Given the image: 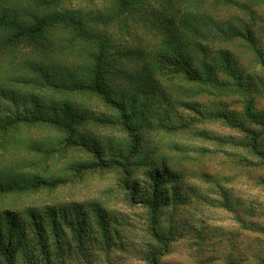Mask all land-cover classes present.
Instances as JSON below:
<instances>
[{"label":"rangeland","instance_id":"obj_1","mask_svg":"<svg viewBox=\"0 0 264 264\" xmlns=\"http://www.w3.org/2000/svg\"><path fill=\"white\" fill-rule=\"evenodd\" d=\"M119 4L0 0V16L21 24H0V87L23 89L35 62L91 79L104 53L106 89L116 100L46 89L47 99L72 100L89 119L71 131L30 123L0 130V184L14 178L25 185L0 192V214L46 206L82 213L81 227L64 226L58 246L53 240L41 255L30 235L11 263L264 264V159L255 153L264 152V130L245 115L252 102L264 121V0H132L125 10ZM40 18L57 22L36 39L9 42ZM120 90L127 96H117ZM11 110L5 105L0 116ZM119 164L138 167L135 193L112 172L123 171ZM87 166L97 172H85ZM147 169L162 174L157 213L140 204L154 190ZM91 203L108 211L105 230Z\"/></svg>","mask_w":264,"mask_h":264},{"label":"trees","instance_id":"obj_2","mask_svg":"<svg viewBox=\"0 0 264 264\" xmlns=\"http://www.w3.org/2000/svg\"><path fill=\"white\" fill-rule=\"evenodd\" d=\"M131 1L132 0H120V9H127ZM61 21L65 20L61 19ZM56 22L57 20H55V18H40V20L33 25L34 27L31 26L33 28H25L24 31L19 30L10 38L9 42H14L21 38L36 39L45 27ZM68 22L72 26L75 25L79 27L78 30L80 33L84 32L82 28L83 24L80 20L69 18ZM0 24L2 26H21L18 21L9 20L7 14L0 16ZM104 55V53H101V56L97 58V63L95 64L91 79L87 76H81L70 72L71 70H69V68L54 65L50 66L35 62L28 66V74H23L22 83L25 85L23 89L17 85L15 87H9L2 83L0 87V110L7 102L21 105L33 104L34 107L27 108L13 106L9 113L5 114L3 117L0 116V130L19 123H30L56 127L59 126L63 130L71 131L74 124L89 119V112L81 109L79 106H74L72 100L62 99V102H60L55 99H47L45 94H42L46 89L55 92L60 89V92L65 91L72 93L76 91H89L93 94L104 97L105 100L107 98L108 101L114 103L116 101L115 98L110 96L112 92L106 89L108 83L105 79L104 73L106 67ZM180 57L181 65L184 68L188 67L189 63L187 62V59L184 56ZM148 75H150V73H148ZM188 76L191 77L193 74L188 73ZM17 79H19L17 80L19 82L20 77ZM189 79L191 80V78ZM28 89H30L31 92H29ZM119 95L122 97L127 96V92L120 90L117 96ZM123 103L122 100L120 104L117 105H123ZM245 115L253 124L262 127L264 130V121L254 112L252 102L248 105ZM122 120L128 122L125 110ZM79 138L89 139L87 135H82ZM255 151L259 158L264 159V152H260L256 148ZM104 166L111 167V165ZM119 166L123 168V171H112L119 176V184H123L127 190L133 189V193H135V189L138 188L142 182L139 183L138 179L131 178V176L138 173V167L133 168L129 166L131 168V170H129L128 165H117V167ZM83 168L87 173L97 172L93 170L94 167L90 168L87 166ZM161 175L162 174L153 172L150 169L143 171V176L152 182V189L154 190L153 192L147 190L145 197L144 195L142 196L140 204L146 206L152 213H157L158 211V199L156 194H158V189L161 185ZM19 178L22 183L28 182L27 176L25 175H20ZM11 180L13 183L7 187L0 184V192L22 189L25 186H21L14 178ZM37 183L35 181V186ZM39 183H41L39 184L40 186L44 184L41 180ZM34 184H28L27 188L34 187ZM133 193H130L131 197ZM132 199H135L134 196ZM80 208L81 207L69 206V209L64 208V211H60L57 207L46 206L43 209L26 208L22 213L18 214L8 210L2 212L0 214V264H12L11 262L13 261L15 254L19 253L25 246H27L28 237L33 234L36 236L38 246L35 248L38 249L41 255H45L46 252L50 251V245L53 240L58 246L64 226L71 231H77L78 227H81L82 213L79 212ZM90 209H92L93 213L96 215L99 226L105 230V227H107L106 223H109L110 221L108 211L98 203H91ZM21 218H24V220L22 221ZM76 218H79V222L77 223L75 222ZM151 221L154 225L152 226L153 232L155 233L153 236L159 239L160 233L157 231V227H155L157 224L156 216H153ZM17 230H19V232L16 234ZM30 250H32L31 247Z\"/></svg>","mask_w":264,"mask_h":264},{"label":"crops","instance_id":"obj_3","mask_svg":"<svg viewBox=\"0 0 264 264\" xmlns=\"http://www.w3.org/2000/svg\"><path fill=\"white\" fill-rule=\"evenodd\" d=\"M28 91L31 92L30 89H28ZM6 105H7L8 107H10V108H13V106H20V107H27V108H32V107H34L33 104L21 105V104H13L12 102H10V103L7 102ZM88 137H89V136H88Z\"/></svg>","mask_w":264,"mask_h":264}]
</instances>
